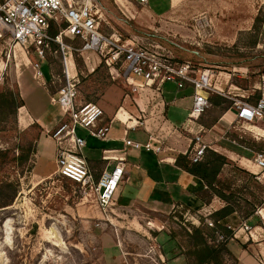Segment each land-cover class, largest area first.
<instances>
[{
	"label": "rangeland",
	"instance_id": "rangeland-1",
	"mask_svg": "<svg viewBox=\"0 0 264 264\" xmlns=\"http://www.w3.org/2000/svg\"><path fill=\"white\" fill-rule=\"evenodd\" d=\"M97 5L100 30L105 36H119L122 41L147 48L158 44L171 51L173 63L190 62L193 72L208 70L214 88L208 98L220 93L225 98L243 95L254 100L264 76V0H148L147 5L136 0H97ZM47 54L57 60L53 51ZM87 54L93 56L90 62L78 54L83 67L74 64L78 100L96 103L108 92L110 99L121 103L128 96L127 105L132 108L133 98L141 92H132L117 73L109 71L101 57L98 60L96 54ZM33 59L14 43L0 42V93L10 90L21 99L20 88H34V95H26L30 108L37 109V101L41 112L54 114L58 109L50 105L40 88L48 86L57 91L62 83L57 78L50 81L49 68L43 62L41 72L46 84L39 85L32 77ZM60 62L63 73L62 57ZM121 66L117 67L121 70ZM173 84L168 82L166 86ZM185 93L192 91L187 89ZM208 110L202 120L208 119ZM18 111H0V151L8 155L0 167V264H154L155 245L163 255L169 241L176 246L173 254L187 248L184 231L188 223L199 224L194 222L193 214L181 208L160 213L144 207L113 205L104 215L93 196H85L75 184L57 175L54 162L42 161L50 174L44 179L35 177L38 128L34 125L22 130L17 122ZM256 128L264 129V125L233 121L219 143L210 145L209 150L228 160L217 175L216 185L239 199L254 202L255 214L260 210L264 218V185L257 180L261 173L238 159L264 154V134L253 136L247 131ZM83 132L76 128L77 135ZM233 136L249 146L254 143L256 148L240 145Z\"/></svg>",
	"mask_w": 264,
	"mask_h": 264
},
{
	"label": "built area",
	"instance_id": "built-area-1",
	"mask_svg": "<svg viewBox=\"0 0 264 264\" xmlns=\"http://www.w3.org/2000/svg\"><path fill=\"white\" fill-rule=\"evenodd\" d=\"M136 1L142 5L148 4V0ZM99 11L97 0H0V42L14 43L26 56L33 55V62H30L32 77L42 86L46 84L41 72V64L45 60L44 51L49 48L52 41L59 45L64 65V82L50 101L59 107L61 119L55 128L47 131V137L55 144L56 173L75 184L85 196H93L99 210L107 215L110 207L114 205L115 196L123 180L125 160L105 156L103 157L105 161H114L116 164L110 170L105 168L97 179L90 173L82 155L85 140L77 135L76 128L84 130L91 138L103 141L107 139L110 125L101 124L104 111L97 103L78 100L79 80L76 73L68 71L67 59L71 60L74 69L73 53L79 54L85 62L91 60L88 56L84 57V54L88 52L96 54L98 58L103 59L111 73H117V76L127 83L132 92L146 93L147 105L163 106L159 94L165 83H188L193 92L192 105L188 113V120L192 122L197 121L210 106L208 94L214 91V88L211 87L212 75L208 70L193 72L190 62L179 65L173 63L171 51L158 44L149 45L147 48L136 46L132 41H122L119 36H113L114 38L105 36L100 30ZM62 21L66 26L59 31L55 39L50 38L48 30L51 23L58 25ZM63 38L71 40L79 38L82 45L79 48H71L63 43ZM172 44L179 47L175 43ZM119 64H123L121 70L117 67ZM257 90L259 97L253 101L244 98L243 95L226 97L231 101L228 111L234 114V121L246 125L255 123L264 125V76ZM155 99L159 100L154 102ZM139 111L144 113L143 109ZM160 116L162 117V114ZM114 117L125 126L126 133L128 130L146 126L142 117H126L121 108ZM161 131V127L157 131H148V138L144 143L126 137L124 146L138 151L160 153L165 139L160 134ZM170 131L171 128L167 127V133ZM247 131L253 136L264 134V129L261 128ZM207 149H210V146L202 142L199 133L195 134L192 146L187 152L188 160L194 164L201 162ZM251 162L261 173L257 180L264 185V154L255 153ZM257 213L264 222L261 211ZM210 214L205 213L201 217L203 224L212 228L214 221L209 218ZM193 217L194 222L199 224L198 216ZM251 232L252 229L242 222L236 231H232V237L241 233L243 236L253 238ZM218 239L224 241L222 236H218ZM155 249L157 261L154 264H166L164 255L158 250L157 245L154 246L153 250Z\"/></svg>",
	"mask_w": 264,
	"mask_h": 264
},
{
	"label": "crops",
	"instance_id": "crops-1",
	"mask_svg": "<svg viewBox=\"0 0 264 264\" xmlns=\"http://www.w3.org/2000/svg\"><path fill=\"white\" fill-rule=\"evenodd\" d=\"M181 1L179 0V2ZM169 5L168 9L170 10L171 3ZM167 13L169 12L167 11L165 14ZM190 13L192 14V12ZM88 56L89 58L93 57L92 55ZM96 58L99 60L97 56ZM68 68L70 71L72 70L70 60ZM167 83L163 85L159 94L160 101L162 100L164 103L163 106L147 105L146 93H141L138 97L133 98L134 106L131 108L127 105L128 96L121 103L119 99H110L106 92L105 97L96 103L104 111L101 124L110 125L107 139L101 141L91 138L83 130V134L79 136L85 140L82 155L85 156L87 167L95 179L101 175L105 168L110 170L116 164L114 161H105L103 157H120L125 160L123 180L115 196L114 206L118 208L144 207L160 213H169L174 208L185 207L187 208L186 212L193 215L199 214L197 216L201 217L203 213L218 211L225 206V203L219 198L213 197L210 203L206 204L200 195L206 190L205 183L200 178L180 169L176 166L175 161L177 156L185 155L189 151L193 136L197 133L200 134L202 142L209 146L219 143L222 135L234 121V114L230 111L225 112L209 128L203 126L198 121L199 119L195 122L189 121L188 113L192 105L193 92L191 94L185 92L187 89L192 91L191 87H181V84L177 82H173L172 86L167 87ZM40 89L46 93L50 101L52 95L48 93L46 87ZM19 93L24 106L19 108L17 122L22 130H29L34 125L38 128L35 140L34 170H36V174L34 176L44 179L50 173L45 171L44 164L42 166L41 162L55 163V144L47 137V131L55 128L61 119V113L59 107L51 104V101L50 105L58 109L54 114L49 115L41 112L37 101L38 108L31 109L27 103L26 95H34V88L29 91L20 88ZM158 100L155 99L154 102ZM39 101L41 102V100ZM119 108L126 113V117H142L146 126L128 130L126 133L125 126L114 117ZM139 109H143L144 113H140ZM160 114H162L164 122ZM160 127L162 129L160 134L165 137L160 153L138 151L124 146L126 137L144 143L148 138V131H157ZM167 127L171 128L170 133H167ZM244 150L246 151V149ZM238 159H242V163L245 161L250 163L253 168L257 169L253 166L251 159L245 157ZM242 222L252 229L253 238L237 233L226 243L229 252L236 259V264H264V222L258 213H254L247 219H242L234 213L218 223L231 231H236ZM165 247L163 249H165L166 264H187L186 258L179 251L175 254L171 253L173 249H176L173 241H169Z\"/></svg>",
	"mask_w": 264,
	"mask_h": 264
},
{
	"label": "trees",
	"instance_id": "trees-1",
	"mask_svg": "<svg viewBox=\"0 0 264 264\" xmlns=\"http://www.w3.org/2000/svg\"><path fill=\"white\" fill-rule=\"evenodd\" d=\"M65 26V23H61L59 25L51 23L48 30L49 37L55 39L59 31ZM151 36L157 38L162 44L165 42L162 38H158L154 35ZM62 41L65 43V45L73 46V48H79L82 45V41L79 38H75L73 40L63 38ZM48 51H53L56 54L54 58L57 60L53 61V59L47 54ZM44 54V62L47 64L51 75L50 81L57 78L63 84L64 75L60 67L62 54L60 52L59 45L54 41L50 42L49 48L44 51ZM73 58L75 66L79 69L82 68L83 61L77 53H73ZM50 81L48 84H50ZM187 86L190 85L186 82H182L181 87ZM46 88L49 92L51 91L52 96L56 95V90L54 91L48 86ZM258 97L259 92H256L254 100L258 99ZM208 100L210 106L204 111L198 120L203 126L207 128L214 125L218 119L231 107V101L218 94L211 95ZM22 106H24L22 99H20L19 96L12 91L6 90L5 92L0 93V111L3 113L14 114L15 111ZM207 110L208 119L202 120L201 118ZM233 137L234 140L238 141V143L242 146L244 145L247 148H256L254 143L249 146L245 143V141L238 139L237 136ZM7 159V152L0 151V167ZM19 159L21 160L22 157ZM227 163L228 160L226 157L209 149L205 151L202 161L197 164L191 163L188 160L187 153L185 155H179L176 158V166L188 172L189 174L200 178L205 183L206 190L201 192L200 195L206 204L210 203L213 197H217L225 203L223 208L209 215V218L214 221V226L212 228L204 225L202 222L203 218L200 217L198 226L188 223L187 228L184 231L185 237L188 239L187 248H181V250H179V253L184 255L186 258L187 264H236V259L229 252L226 246L227 241L233 238L232 231L220 225L218 222L234 213L238 214L242 219H247L255 213L257 206L250 200L239 199L234 193H226L223 189L216 185L219 183L217 180V175ZM8 205L9 204L6 206ZM181 209L186 212L187 208L183 207ZM218 236H222L224 241L219 240Z\"/></svg>",
	"mask_w": 264,
	"mask_h": 264
},
{
	"label": "bare ground",
	"instance_id": "bare-ground-1",
	"mask_svg": "<svg viewBox=\"0 0 264 264\" xmlns=\"http://www.w3.org/2000/svg\"><path fill=\"white\" fill-rule=\"evenodd\" d=\"M70 59H67V62H66V64H67V68H68V61H69ZM70 62H71V60H70ZM72 63V62H71ZM68 71L70 72V73H73L74 72V69H73V64H72V70L70 71L69 70V68H68ZM246 162V161H245ZM247 163V166L248 167H250L249 165H250V163H248V162H246ZM251 167H252V165H251ZM253 168V167H252Z\"/></svg>",
	"mask_w": 264,
	"mask_h": 264
}]
</instances>
